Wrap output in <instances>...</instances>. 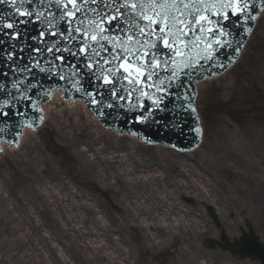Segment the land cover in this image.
I'll return each mask as SVG.
<instances>
[{
	"label": "rangeland",
	"instance_id": "374dc122",
	"mask_svg": "<svg viewBox=\"0 0 264 264\" xmlns=\"http://www.w3.org/2000/svg\"><path fill=\"white\" fill-rule=\"evenodd\" d=\"M237 83L238 94H245L246 86L249 91L261 89L264 91V13L239 62L226 73L201 85V104L208 98L210 101H218L219 98L227 100L230 93L234 95ZM45 122L40 131H28L18 149L6 150L0 158V178L7 180L6 183H2L6 194L12 198H16L17 194L22 196L20 210L28 206L30 212L34 214L36 223H39L43 232L51 238V244L67 241L65 236L67 234L63 231L67 230V227L63 225L64 222L57 212L56 218H51L47 211H44L43 208L48 205L39 194L40 184H35V181L44 176L51 183L70 182L75 190H82L84 196L90 194L97 197V202L106 209L104 212L108 211L115 215L118 211L113 204L114 194L105 188L97 176H90L87 173L82 164V156L78 152V149H84L89 157L93 158L95 150L100 151L106 144H112L120 146L124 152L133 150L139 159L159 163L157 167L165 171L170 188L176 185L173 179L178 181L181 177L189 178L190 170L194 178L211 179L221 196L218 204L213 205L212 202L207 203L200 199L194 200L195 202L187 200L193 202L191 205L199 210L203 223L209 224L204 226L208 229L196 240L197 244L202 243L203 254L212 264H235L236 261L240 264H261L256 259L232 255L230 251L219 246V242H223L221 238L223 231L228 234L231 230L236 233V237H240L243 228H247L248 220L254 224L256 231L264 240V124H259L257 118H249L242 126L236 119H231L230 113H221L220 119L208 128V134H205L200 147L185 156H180L165 146H148L132 137L117 136L102 128L95 119L90 120L81 104L77 106L55 104L48 109ZM50 132L53 134L55 144L49 147L41 133L47 135ZM106 152L111 155V151ZM179 160L190 162L187 163L189 169L183 168L184 174H179L180 169L175 166ZM103 168V165L99 166L101 171ZM226 194L232 198H227ZM221 204L225 208L220 212L218 208ZM212 210L216 211L220 223L215 221ZM86 215L91 218L92 214L88 211ZM111 219L117 231L128 237L121 227L123 224L117 218L111 216ZM232 223L233 226L230 225ZM130 234L132 236L127 240V244L131 245L134 241V245L131 246L137 249L139 264L181 263L174 257L177 254L175 245H170L169 249L141 251L138 247L141 234L138 231ZM188 235L192 236L190 233L182 234L176 244L187 247L190 239ZM207 236L214 239L215 246H208L205 241ZM192 238L195 240L193 236ZM196 252L193 248L192 253ZM219 252L226 253L228 259L225 260L224 256L220 258ZM47 259L53 264L48 251ZM181 260L186 264L183 259Z\"/></svg>",
	"mask_w": 264,
	"mask_h": 264
},
{
	"label": "snow or ice",
	"instance_id": "6c2138e0",
	"mask_svg": "<svg viewBox=\"0 0 264 264\" xmlns=\"http://www.w3.org/2000/svg\"><path fill=\"white\" fill-rule=\"evenodd\" d=\"M0 4L10 5L15 15L26 18L5 21L0 15V32L9 39H20L22 30L18 24L34 21L40 26L38 35L31 36L40 46L27 47L40 56L45 52L52 55L50 61L46 60L51 68L40 67L41 72L59 70L61 66L55 61H63L65 56L55 53H67L77 60L71 66L75 69L72 76L79 75V63L83 61V68L100 81L97 88L110 92L114 100L135 94L140 103L133 104L132 109H148L143 100H150L159 108L164 97L158 94L170 93L181 73L190 75L186 70L215 59L217 45L220 49L232 47L231 41L223 39L231 35L226 28L228 22L235 26L241 18V23L257 19L253 14L257 8L255 0H0ZM260 4L264 5V0ZM7 15L13 16V12ZM62 24L66 27L62 28ZM245 31L251 33L252 29ZM48 36L53 39L49 41ZM208 37L211 42H207ZM4 43L0 40V45ZM11 47L8 60L16 55V45ZM239 50L234 49L237 53ZM39 65L36 59L35 67ZM30 70L27 66L17 69ZM60 79L68 77L61 75ZM3 87L0 84V89ZM81 90L82 87L77 88ZM147 119L143 115L138 117L141 123Z\"/></svg>",
	"mask_w": 264,
	"mask_h": 264
},
{
	"label": "bare ground",
	"instance_id": "6f19581e",
	"mask_svg": "<svg viewBox=\"0 0 264 264\" xmlns=\"http://www.w3.org/2000/svg\"><path fill=\"white\" fill-rule=\"evenodd\" d=\"M206 81L201 80L199 84ZM201 97L199 90L196 104H201ZM61 98H53L47 109L55 104H65ZM74 104H81L86 110L84 101H76ZM86 113L90 120L95 119L91 113ZM107 150L111 151V155L107 154ZM78 152L87 173L97 176L105 188L114 194L113 204L118 212L115 215L104 212L106 209L97 202V197L90 194L84 196V192L75 190L70 182L51 183L43 176L35 181V184H40L39 194L48 205L43 209L51 218L57 212L63 225L67 227V230H63L67 234V241L51 244V238L36 223L28 206L20 210L22 196L17 194L16 198H12L6 194L2 183L7 180L0 178V264H51L47 259V251L53 264H139L137 249L131 246L134 241L131 245L127 244L132 236L130 232L137 231L141 234L138 246L141 251L169 249L170 245H175L177 254L174 257L180 260V264H184L181 259L186 264H212L203 254L202 243L199 245L196 242L208 228L204 227L206 224L203 223L199 210L191 205L194 200L199 199L212 202L213 205L219 203L221 196L211 179L194 178L190 170L189 178L181 177L178 181L173 179L176 185L170 188L168 176L161 167H157L159 163L139 159L133 150L124 152L120 146L106 144L100 151H94L93 158L84 149H78ZM178 154L184 156L183 152ZM2 157L1 153L0 158ZM177 162L175 166L180 169L179 174H184L183 168H190L187 166L190 162ZM100 165L104 166L103 171L99 169ZM195 195L201 197L196 198ZM226 197L232 198L227 194ZM224 208L221 204L218 209L221 212ZM88 211L92 214L91 218L86 215ZM111 216L123 224L121 227L128 237L117 231ZM230 225L233 226V223ZM30 228L34 230L31 231ZM184 233H190L195 239L188 235L190 239L187 247L176 244ZM228 234L230 239L236 237V233L231 230ZM193 248L196 253H192ZM172 253L174 254L173 251ZM170 256L173 257L172 254ZM219 256L228 259L226 253H220ZM235 264L240 263L236 261Z\"/></svg>",
	"mask_w": 264,
	"mask_h": 264
},
{
	"label": "water",
	"instance_id": "95a60500",
	"mask_svg": "<svg viewBox=\"0 0 264 264\" xmlns=\"http://www.w3.org/2000/svg\"><path fill=\"white\" fill-rule=\"evenodd\" d=\"M37 59H40V57H35ZM238 62V60L236 61ZM235 62V63H236ZM234 63V64H235ZM233 64V66H235ZM0 73H2L3 75L7 73L6 69L1 65V59H0ZM9 78L11 79V77H7L8 80H5V76L3 77L2 80H0V84L5 85V89H10L12 84L9 80ZM19 80H15V82L20 81ZM12 81V80H11ZM8 87V88H6ZM238 83L236 84V88H235V93L234 95L232 93H230L228 95L227 100H225L224 98H219L218 101H210V99L208 98L207 100L204 101V104H196L198 107V110L202 111V107H203V111L205 114V119H206V132H204L205 134H208V128L210 126L213 125L214 122H216L217 119H220V114L221 113H229L231 110H235L236 106H240L243 109H239V110H235L236 112L234 114H232L230 112V116L231 119H236L238 124H241L242 126L245 124V121H249V118H247L245 115H242L243 111H251L252 107H256V111L251 112L250 113V118H257V120L259 121V124L263 123L264 124V110H262V105L263 103H260V105H256L255 101H261L264 100L262 98H257L256 97V92L255 91H249L247 89H245V94H238ZM84 91V90H83ZM262 92H260V95L264 96V91L261 89ZM63 100V98H61V101ZM224 107H228V111H217V108H224ZM212 109L213 113H209L210 115H208V113H206V111ZM216 111V112H215ZM204 119V120H205ZM46 123V122H45ZM226 239V244L225 246L228 247L230 250H232L234 253L240 252L242 253V255H244L245 253H249L252 255H257V251L260 249V247H262V243L259 241L258 236L255 234V232L252 230L251 233L244 235V240L245 244L243 245L241 242H230L228 240L227 237H225ZM262 259L264 260V255H262Z\"/></svg>",
	"mask_w": 264,
	"mask_h": 264
}]
</instances>
